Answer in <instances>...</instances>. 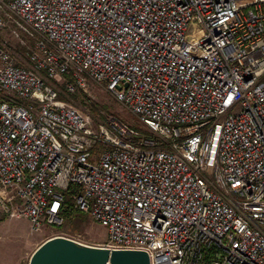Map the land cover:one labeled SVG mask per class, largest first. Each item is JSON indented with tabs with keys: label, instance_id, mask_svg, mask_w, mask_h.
Listing matches in <instances>:
<instances>
[{
	"label": "built area",
	"instance_id": "obj_1",
	"mask_svg": "<svg viewBox=\"0 0 264 264\" xmlns=\"http://www.w3.org/2000/svg\"><path fill=\"white\" fill-rule=\"evenodd\" d=\"M11 27L34 43L28 66L0 39V218L87 213L150 264H264V0H0ZM88 83L154 137L60 98Z\"/></svg>",
	"mask_w": 264,
	"mask_h": 264
},
{
	"label": "rangeland",
	"instance_id": "obj_2",
	"mask_svg": "<svg viewBox=\"0 0 264 264\" xmlns=\"http://www.w3.org/2000/svg\"><path fill=\"white\" fill-rule=\"evenodd\" d=\"M13 30L16 29L11 27L1 30L0 39H6L10 44V49L25 62L27 61L25 54L32 48L33 39L19 31H17L18 36L16 37L12 34ZM25 64L29 66V63L25 62ZM56 85L61 87V83H56ZM58 90L60 98L68 101L86 115L94 127L114 119L144 136L145 133L149 134L138 119L115 101L102 87L88 83L86 92H76L73 95H65L62 89ZM56 235H66L84 245L97 248L102 247L107 239L105 229L94 222L87 213L78 212L72 220L64 217L61 227L56 228L44 224L37 233L30 231L29 223L25 219H4L1 217L0 264H28L36 248Z\"/></svg>",
	"mask_w": 264,
	"mask_h": 264
},
{
	"label": "water",
	"instance_id": "obj_3",
	"mask_svg": "<svg viewBox=\"0 0 264 264\" xmlns=\"http://www.w3.org/2000/svg\"><path fill=\"white\" fill-rule=\"evenodd\" d=\"M150 264L149 256L140 250H108L79 245L74 241L53 237L32 253L28 264Z\"/></svg>",
	"mask_w": 264,
	"mask_h": 264
},
{
	"label": "trees",
	"instance_id": "obj_4",
	"mask_svg": "<svg viewBox=\"0 0 264 264\" xmlns=\"http://www.w3.org/2000/svg\"><path fill=\"white\" fill-rule=\"evenodd\" d=\"M145 136L147 138H153L154 136L151 134V133H145ZM78 192V189L77 187L71 185L69 186V188L65 191L64 193V197L66 199V204L68 205H71L72 204V200H71V197L74 195V194H77ZM78 212H75V211H69L67 214L64 215V217L68 218L69 220H72L73 218L76 217Z\"/></svg>",
	"mask_w": 264,
	"mask_h": 264
}]
</instances>
